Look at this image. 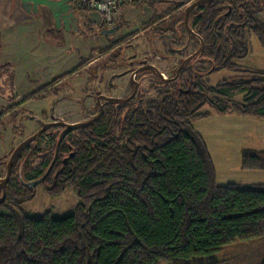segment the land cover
<instances>
[{
    "label": "trees",
    "instance_id": "16d2710c",
    "mask_svg": "<svg viewBox=\"0 0 264 264\" xmlns=\"http://www.w3.org/2000/svg\"><path fill=\"white\" fill-rule=\"evenodd\" d=\"M194 1L137 3L172 4L144 29L162 25L179 8L183 24L184 9ZM260 14L264 0H213L200 6L189 18L195 34L190 37L199 47L201 40L204 49L186 63L176 82L162 80L153 69L157 95L146 100L142 93L134 104L108 107L96 123L68 135L42 184H51L48 191L56 196L69 187L75 191L78 205L71 215L24 214L20 206L34 197L33 188L23 178L20 182L24 162L18 170L14 164L0 205V264H178L210 257L235 242L264 240V183L219 186L206 143L193 128L211 113L264 120V71L235 64L248 56L251 35L264 47ZM126 38L110 42L109 48ZM166 45L171 55L184 49L177 50L175 36ZM201 60L209 64L207 70L194 67ZM219 71L247 77L208 87L202 77ZM0 79V96H5L4 75ZM239 95L242 103L231 100ZM56 141V134L49 137L51 155L38 149L41 155L28 157L40 160L38 169L28 170L35 180L49 168ZM242 168L264 170V150H244Z\"/></svg>",
    "mask_w": 264,
    "mask_h": 264
},
{
    "label": "rangeland",
    "instance_id": "374dc122",
    "mask_svg": "<svg viewBox=\"0 0 264 264\" xmlns=\"http://www.w3.org/2000/svg\"><path fill=\"white\" fill-rule=\"evenodd\" d=\"M142 5H137L141 9L134 7L135 9L129 15L136 21V24H132L129 21H122L127 28L130 30L135 29V31L125 35L127 38L121 46L101 57H99V51L95 50L91 56L82 62L83 66H80L79 72L74 75L70 76L68 74L62 80L55 81L53 84L50 80L51 77L50 79H46L48 77L47 75L35 72L34 65L22 68L23 71L19 69L17 76L15 72L11 78L8 77V74L4 75V82L6 81V83L2 92L5 96H1L4 104L0 106V112L3 113V116L0 118V177L5 176V166L15 147L39 129L36 120H43L48 123L50 121L49 116L52 115L54 120L62 118L69 123L88 121L98 112V107L95 106L94 94L96 91H100L99 93L105 96L115 98H126L131 93L129 79L127 80V77L126 79L123 77L124 79L113 78L109 80L111 74L128 70L131 67L130 65L135 67L144 61L153 64L159 72L164 74V77H172L182 57L178 54L171 55L168 53L166 40L169 41L170 36H175L178 42L177 47L184 43L187 44L186 52L190 55L199 49L197 39L190 37L186 40L181 35L182 32L180 30L182 28L179 26L183 17V9L179 8L170 16L166 17L162 21V25H155L144 29L145 24L150 21L149 19L160 15L161 12H157L154 9H144L143 7L145 6ZM145 5L146 7L149 6L148 3ZM164 5L166 6L163 9L166 10L162 13H165L167 9L172 7V4L169 3H164ZM259 18L264 21L263 14H260ZM116 21L117 18L114 24L117 23ZM158 28L165 32L162 33L161 37L166 40L162 38L156 40L158 36L154 32ZM176 30L179 31V35H177ZM121 34L123 35V29L120 28L114 35L119 40L125 37ZM114 35H111L110 39L116 37ZM178 36L181 37L179 38ZM77 43L74 41L72 45L77 47L79 46L76 45ZM82 43L83 45H80L78 49L83 46L81 51L84 52L88 46V41ZM130 44L132 47H128ZM154 45L156 47L155 50H153ZM248 45V56L243 60L236 61L235 64L242 69L264 71V47L255 35H251L248 38ZM123 49L126 51L124 52ZM134 51L137 53V59L133 61L134 63H130V56L134 55ZM119 52L120 55L122 53L124 55L123 62L121 63L120 60L118 62H112L110 60L111 56L117 55ZM139 60H141V63H138ZM194 67L207 70L209 64L201 60L196 62ZM243 77L246 78L247 75L239 71L234 73L219 71L204 75L202 78L208 87H212L223 79L232 80L233 78ZM48 80L50 82L47 85H50V87L44 90L42 85L44 82H48ZM107 81L108 85L113 84L111 92L109 89V91L106 90ZM140 81L142 83L141 90L144 99L148 100L157 95L158 88L155 76L148 73ZM11 84L16 85L23 100H16L17 96L13 88L8 86ZM6 97L10 98V100ZM231 100L236 103H242L243 96H235ZM31 118H35L36 120H32ZM251 121H255L256 124L254 127L250 125ZM193 128L202 136L206 143L219 186L264 183V170L253 171L242 168V155L244 150H264V120L234 115L219 116L213 114L208 118L195 122ZM57 132L58 129H53L50 130V133L44 135L41 142L43 151H45L44 153L47 151L49 155L52 154V149L48 150V141L49 137ZM24 158L25 154H22L15 163V167L18 170V167L24 162L25 167L22 172L23 180L26 182L34 181L36 177L35 173H29L28 170L38 169L40 160L37 157H32L25 162ZM50 187L51 184L49 183L39 184L34 187L32 189L34 197L20 206L22 212L31 217H41L48 212L54 217L71 215L78 205V197L75 191L69 187L56 196V194L48 191ZM263 263L264 240L235 242L222 248L218 253L210 257L180 261L178 264Z\"/></svg>",
    "mask_w": 264,
    "mask_h": 264
},
{
    "label": "crops",
    "instance_id": "0c3cea01",
    "mask_svg": "<svg viewBox=\"0 0 264 264\" xmlns=\"http://www.w3.org/2000/svg\"><path fill=\"white\" fill-rule=\"evenodd\" d=\"M76 1L0 0L1 76L8 74L11 78L14 72L17 76L19 69L27 68L29 65H34L35 72L47 75L46 79L51 77L52 80L68 73L72 76L79 72L80 65L92 55V52L103 50L108 47L110 41L118 40V34L112 39L110 36H104L102 32L110 27L103 22L97 12L78 8ZM142 6H145L144 9H154L161 14L166 10L163 9L166 6L164 4L156 5L154 8L146 7L145 4ZM134 7L140 8L134 4L124 6L118 12L116 22L123 29L122 36L135 31L122 23L129 21L136 24V21L129 16ZM74 41L78 42L76 45L79 46L83 45L82 42L88 41L86 50L82 52L83 46L78 49L79 46L72 45ZM49 82V80L44 82L42 86ZM12 88L17 96L16 100H23L16 85L13 84ZM0 98V106H3L4 100L1 96ZM213 114L211 113L210 116ZM255 124V121L250 123L253 127ZM255 184L258 183L240 185Z\"/></svg>",
    "mask_w": 264,
    "mask_h": 264
},
{
    "label": "flooded vegetation",
    "instance_id": "af4514ba",
    "mask_svg": "<svg viewBox=\"0 0 264 264\" xmlns=\"http://www.w3.org/2000/svg\"><path fill=\"white\" fill-rule=\"evenodd\" d=\"M185 15V14H184ZM184 21V20H183ZM115 25V24H114ZM113 25V26H114ZM112 27V26H111ZM179 27H181L182 29H184L185 31H186V29H185V27H184V23L182 24L181 22H180V26ZM179 29V28H178ZM177 31V30H176ZM187 33V32H186ZM157 36H159V35H157ZM159 38H162V39H165V38H163V37H158L156 40H158ZM166 40V39H165ZM187 40V39H186ZM116 41V40H115ZM166 42L167 43H169V41L168 40H166ZM119 46H121V44L120 45H117V46H114L113 48H109V45H108V47H106L105 49H103V50H101L102 52H99V57H101V56H103L104 54H108V53H110L113 49H116V48H118ZM125 47V46H124ZM123 47V48H124ZM128 47H132V45L130 44V45H128ZM182 47H184V49H182ZM155 45H154V47H153V50H155ZM186 48H187V44H183V45H181V46H178L177 47V50L179 51V49H182V50H180L179 52H175V54H178V55H180L182 58H181V60H180V62L178 63V66H177V68H176V71H177V69H178V67L181 65V63L186 59V58H188L189 56H190V54H188L187 52H186ZM124 50V49H123ZM100 51V50H99ZM126 50H124V52H125ZM136 51V50H135ZM135 51H134V55L133 56H130V63H134L133 61L134 60H136L137 59V53H135ZM186 53V54H185ZM183 54H185V55H183ZM192 55V54H191ZM110 60L112 61V62H118L119 60H120V62L122 63L123 62V60H124V55H123V53L120 55V52L117 54V55H112L111 56V58H110ZM90 61H92V60H90ZM138 63H141V60H139L138 61ZM131 67H130V69H128V70H125V71H122V72H120V73H114V74H111L110 75V78H109V80L110 79H113V78H119V79H126V77H127V80L129 79V88H130V90H131V93L126 97V98H128V97H130L133 93H134V84H131V79H130V76H131V74L132 73H135V71H137L138 69H141L139 72H137L136 74H134V76H133V81L134 82H136V83H138V87H137V91H136V93L134 94V96H133V98L129 101V102H127V103H124V104H120V105H118V104H116V103H113V102H110V101H108L107 100V98H111V99H126V98H115V97H112V96H105L104 94H101V93H99L100 91H96L95 92V106H97L98 107V112H97V114L96 115H98V113L100 112V110H102V115H101V117L103 116V114H104V112H105V110L108 108V107H113L114 109H116V108H119V107H123L124 105H128V104H130V103H135L137 100H138V98H139V96H140V94H142V90H141V81L140 80H142L143 78H145V75L146 74H148V73H151V75H153V76H155V78L157 77V74H156V67H154L153 66V64H151V63H147V62H142L141 64H139V65H136L135 67H133V65H130ZM150 68H152L151 70L152 71H148V70H145V69H150ZM153 69H156V70H153ZM158 71V70H157ZM176 71H175V73H174V75L172 76V77H170V78H166V77H164V74L162 73V72H159V73H161L162 74V76H163V78L164 79H162V80H167V81H169L170 79H173L175 76H176ZM181 72V71H180ZM179 75H180V73L178 74V77H177V79L176 80H174V81H171V82H176L177 80H178V78H179ZM124 77V78H123ZM101 83H102V79H101ZM106 90L107 91H109L110 90V92H111V89H113V84H110V85H108V81H107V84H106ZM109 89V90H108ZM180 89V88H179ZM92 95V94H91ZM91 95H89V97H91ZM96 115H94L91 119H93ZM100 117V118H101ZM100 118L98 119V120H100ZM32 120H36L35 118H31ZM91 119H89V120H91ZM49 122L48 123H58V122H64L65 120L64 119H62V118H59V120H54L53 119V116L52 115H50L49 116ZM88 120V121H89ZM97 120V121H98ZM37 122H38V125H39V129L41 128V124L42 123H46V122H44L43 120H41V121H38V120H36ZM88 121H86V122H88ZM97 121H95L94 123H96ZM66 122V121H65ZM64 122V123H65ZM76 123H84V122H76ZM76 123H69V122H66V124H76ZM94 123H92V124H94ZM91 124V125H92ZM88 127V126H87ZM38 129V130H39ZM53 129H58V132L56 133V135H57V140H58V138H59V135H60V133L63 131V127L62 126H56V127H53V128H51V129H49L48 131H46L45 133H43L37 140H35V141H33V142H31L30 144H28L24 149H22V151L18 154V155H22V154H25V158H24V160L26 159H28V157H30L32 154H36V155H41L40 153H37L36 152V150H38V149H43L42 148V139L44 138V135L45 134H48L49 132H50V130H53ZM81 129H83V128H81ZM37 130V131H38ZM78 130H80V129H78ZM36 131V132H37ZM75 131H77V130H74V131H71V132H69L66 136H65V138H64V140L62 141V143L63 142H65V140L67 139V137H68V135L69 134H71V133H73V132H75ZM35 132V133H36ZM34 133V134H35ZM33 134V135H34ZM32 135H30L29 137H31ZM28 137V138H29ZM28 138H26V139H28ZM25 139V140H26ZM24 140V141H25ZM23 142V141H22ZM21 142V143H22ZM56 143H57V141H56ZM62 143H61V145H62ZM61 145H60V147H61ZM18 146V145H17ZM16 146V147H17ZM15 147V148H16ZM60 147H59V150H58V154H59V151H60ZM55 148H56V144H55ZM14 151V150H13ZM12 151V152H13ZM12 152H11V154H12ZM11 154H10V156H11ZM54 154H55V149H54ZM53 154V155H54ZM18 157V156H17ZM57 157H58V155H57ZM10 158V157H9ZM53 159H54V157H53ZM9 160V159H8ZM53 161V160H52ZM56 161H57V159H56ZM56 161H55V163H56ZM7 163H8V161H7ZM52 163V162H51ZM51 163H50V165H51ZM55 163H54V165H55ZM63 163H65L64 162V160H63ZM15 164V163H14ZM49 165V166H50ZM53 165V166H54ZM13 167H14V165H13ZM53 168V167H52ZM5 169H7V164H6V166H5ZM52 170V169H51ZM12 172H13V168H12ZM12 172H11V176H12ZM18 172H19V177H20V182H23V180H22V169H20L19 168V170H18ZM51 172V171H50ZM5 176H6V172H5ZM5 176H3V177H0V180H3L4 178H5ZM10 179H11V177H10ZM10 179H9V181H10ZM9 181L7 182V184H6V186H5V188H4V200H3V202L1 203V204H3L4 202H5V198H6V187H7V185H8V183H9ZM34 181H36V180H34ZM30 182H33V181H30ZM30 182H23L26 186H28L29 187V183ZM42 184V183H41ZM0 185H1V183H0ZM38 186V185H37ZM36 187V186H35ZM32 189V188H31ZM2 189H1V187H0V199H1V197H2ZM0 204V205H1Z\"/></svg>",
    "mask_w": 264,
    "mask_h": 264
},
{
    "label": "water",
    "instance_id": "95a60500",
    "mask_svg": "<svg viewBox=\"0 0 264 264\" xmlns=\"http://www.w3.org/2000/svg\"><path fill=\"white\" fill-rule=\"evenodd\" d=\"M211 1H213V0H196V1L192 2L191 4H189L184 9V14H185L184 15V27H185L186 32H187V34H188L189 37L190 36H195L194 32L191 30V28L189 26V18H190L191 13L193 11H195L196 9H198L200 6L206 5L209 2H211ZM119 29H120L119 25H115L113 27H110V28L104 30L102 32V34L104 36H111V35H114ZM203 49H204V44L200 40V47H199V49L196 52H194L192 55H190L188 58H186L181 63V65L178 67V69L176 71V76L173 79H170L169 81L176 80L177 77H178V74L180 73V71L182 70V68L186 65V63L188 61H190L191 59H194L195 57L199 56L202 53ZM140 70L141 69H138L137 71H135V73H132L131 76H130V79L132 80L131 81V84H134V93L130 97H128L126 99H111V98H107V100L110 101V102L116 103L118 105L129 102L133 98L134 94L137 91V87H138V83H136V82L133 81V76H134V74H136ZM156 72H157L158 76L161 79H164L161 73H159L158 71H156ZM101 115H102V110H100V112L98 113V115H96L93 119L89 120L88 122H84V123L66 124V123H64L62 121L61 122H58V123H42L41 124V128L34 135H32L31 137H29L28 139H26L25 141H23L22 143H20L14 149V151L12 152V154H11L9 160H8V163H7L6 176H5V178L3 180H0V183H1L0 187H1L2 191H3L2 192V197L0 199V204L4 200V188H5L7 182L9 181V179L11 177V172H12V168H13L14 162H15L18 154L22 151V149H24L31 142L37 140L43 133H45L49 129H51L53 127H56V126H62L63 127V131L60 133L59 138H58L57 143H56L54 159H53L51 165L47 169L46 173L40 179L29 183V187L30 188H34L35 186L43 183L44 180L49 175V173H50V171H51V169H52V167H53V165H54V163H55V161L57 159L59 147H60L62 141L64 140L65 136L69 132H71V131L78 130V129H81V128H85V127L91 125L92 123H94L95 121H97L101 117ZM66 161H67V159H64V162H66Z\"/></svg>",
    "mask_w": 264,
    "mask_h": 264
},
{
    "label": "built area",
    "instance_id": "2783aa9c",
    "mask_svg": "<svg viewBox=\"0 0 264 264\" xmlns=\"http://www.w3.org/2000/svg\"><path fill=\"white\" fill-rule=\"evenodd\" d=\"M142 1L144 0H77L76 5L80 9L97 12L103 22L111 27L115 23L120 8Z\"/></svg>",
    "mask_w": 264,
    "mask_h": 264
}]
</instances>
